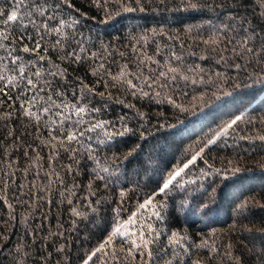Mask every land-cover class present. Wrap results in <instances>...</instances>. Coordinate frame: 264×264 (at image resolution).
<instances>
[{"label": "trees", "instance_id": "1", "mask_svg": "<svg viewBox=\"0 0 264 264\" xmlns=\"http://www.w3.org/2000/svg\"><path fill=\"white\" fill-rule=\"evenodd\" d=\"M261 137L264 0H0V264H264Z\"/></svg>", "mask_w": 264, "mask_h": 264}, {"label": "snow or ice", "instance_id": "2", "mask_svg": "<svg viewBox=\"0 0 264 264\" xmlns=\"http://www.w3.org/2000/svg\"><path fill=\"white\" fill-rule=\"evenodd\" d=\"M191 7L194 8L195 5H191ZM15 20H17V16L15 15V13H13V14L9 15V16L7 17V20H5L4 22H5V23H8L9 21H15ZM25 51H28V49L25 48ZM172 71H175V70H172ZM37 75H38V73H37ZM29 83H31V81H29ZM45 111H47V109H45ZM79 111H80V112H83L84 109L81 108ZM240 119H242V116H237V117L231 122V124L229 125V127H231L233 124H235V123H236L237 121H239ZM99 126H100V125H96V127H99ZM82 134H83V133H81V135H82ZM67 139H68V140H74V139H76V136H75V135H69V136L67 137ZM261 139H264V137H261ZM209 143H211V141H209ZM194 160H195V157H193V159L190 160L188 163H189V164H190V163H193ZM187 167H188V164H185L183 168H180L179 170L175 171V172L169 177V179H168L165 183H163V185L159 188V193H165L166 190H168V189L170 188V186L173 184V181L176 179V177L180 176L181 173L184 171V168H187ZM116 231L119 232V229H117ZM133 243L135 244V241H134ZM147 244H148V242H147L146 240H144L143 237H141L140 244H139V245H135V246H136V247H141V246H143V247H147ZM93 255H95V253H93ZM89 259H91V257H89Z\"/></svg>", "mask_w": 264, "mask_h": 264}]
</instances>
